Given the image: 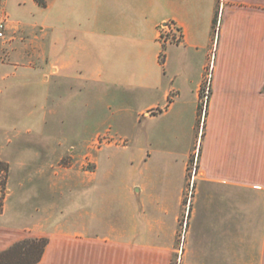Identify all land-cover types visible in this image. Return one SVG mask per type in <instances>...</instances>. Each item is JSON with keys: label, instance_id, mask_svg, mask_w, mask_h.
Instances as JSON below:
<instances>
[{"label": "crops", "instance_id": "0c3cea01", "mask_svg": "<svg viewBox=\"0 0 264 264\" xmlns=\"http://www.w3.org/2000/svg\"><path fill=\"white\" fill-rule=\"evenodd\" d=\"M8 3L40 7L0 0ZM48 7L49 20L33 24L8 15L0 38L4 103L54 101L76 86L83 97L125 106L118 113L140 98L136 126L167 117L168 147L149 149L134 136L132 146L100 142L106 131L87 133L82 157H91L95 170H81L82 177L81 168L61 162L68 149L49 147L54 152L32 167L33 178L12 174L0 156L9 167L0 251L45 236L37 264H170L190 192L181 264H264V0H49L42 8ZM71 11L79 17L69 20ZM167 22L180 42L159 38ZM209 67L206 110L191 151ZM146 134L150 146L156 133ZM105 148L130 150L136 176L117 188L94 177ZM194 155L196 172L186 183ZM25 168L21 162L16 170Z\"/></svg>", "mask_w": 264, "mask_h": 264}, {"label": "rangeland", "instance_id": "374dc122", "mask_svg": "<svg viewBox=\"0 0 264 264\" xmlns=\"http://www.w3.org/2000/svg\"><path fill=\"white\" fill-rule=\"evenodd\" d=\"M49 2V0H47ZM0 10H4L11 21H23L24 23L33 24L35 21H40L43 17L50 18V9L42 7H32L29 3H26L21 8H17L16 5L12 3L0 4ZM60 13H65L64 11H59ZM79 11H71L69 20H73L79 17ZM65 17V16H64ZM62 25L59 22V28ZM50 30L46 32L45 43H49ZM1 42V39H0ZM167 45V44H166ZM165 49V48H164ZM1 60H5V58ZM1 76V75H0ZM5 81V80H4ZM3 80L0 77V88L2 87ZM77 87V86H76ZM70 89L69 91H61L60 97L55 98L54 101L48 100V102H27L9 104L4 103L2 99V93L0 92V156L2 158L8 159L9 164L12 167V174L20 173L28 178H33L36 175L35 170L32 168L36 165H42L45 161L50 158L49 147H57V149H63L65 152L64 158L61 162H71L75 167H79L81 170L92 172L95 169V162L90 157H82V135L87 133L92 134L94 132H105L103 133L99 141L114 142L118 144H126L127 146H132L130 142L131 136H134V140L139 138L144 145H147L150 149L151 146L155 148H160L161 150L168 147V139L163 140V122L167 120V117H162L159 115L155 120L146 123V121L137 124L136 117L140 109L144 105V101L140 98L131 100L128 103V110L125 112L118 113L119 109L124 110L125 106L122 104L115 103L108 97L102 99L98 103L95 98H87L82 96V91L78 88ZM1 90V89H0ZM110 103V107L107 106ZM122 106V107H121ZM200 106V105H199ZM200 108L198 110L197 118L193 122V128L190 131V144L188 150H194L196 143V137L198 135L199 128V114ZM201 118V122H202ZM150 126V127H149ZM147 129L149 131H154L156 135L154 139L148 144L147 142ZM31 131V132H28ZM117 132L126 138L120 137H110L112 133ZM40 133L42 134L40 136ZM151 135V134H150ZM201 135V133H200ZM130 136V138H129ZM136 136V137H135ZM201 137V136H200ZM133 138V137H132ZM52 139V141H51ZM130 142V143H129ZM199 141L197 142V154L199 149ZM176 150H182V144L173 145ZM171 147V146H170ZM71 148L73 152L70 154ZM95 149L91 150V156H94ZM130 150H123L119 148H105L100 155L99 169L96 171L94 177L98 179H106L109 181L107 184L110 186L118 187L119 183L122 181L129 182L132 177L136 175L133 174L132 167L130 166ZM35 153H38L35 157ZM114 153V154H113ZM25 163L27 168L24 170H16L19 165ZM162 165V164H161ZM197 166V156H193L192 161L188 167V175L186 183L189 182V176L192 177V171L195 167L196 172ZM19 174V175H20ZM76 174V173H75ZM75 177L77 176L74 175ZM91 173L86 174L85 177H91ZM3 177V172H1L0 178ZM78 177H82V172ZM21 178V177H20ZM7 182L8 176L6 178L5 188H0V203L3 205L7 200ZM193 183V180H192ZM187 185V184H186ZM192 186V184H191ZM39 188H42L39 187ZM192 187H190L191 189ZM190 192L187 193L183 201V212L179 218V227L177 233V247L175 253L171 258L170 264H176L178 258L181 256L183 249L184 233L187 222L188 208L190 203ZM29 195H27V198ZM12 203V200L8 202V205ZM0 205V210L2 206ZM9 220V216L5 218ZM12 243V242H11ZM181 264V261L179 262Z\"/></svg>", "mask_w": 264, "mask_h": 264}, {"label": "trees", "instance_id": "16d2710c", "mask_svg": "<svg viewBox=\"0 0 264 264\" xmlns=\"http://www.w3.org/2000/svg\"><path fill=\"white\" fill-rule=\"evenodd\" d=\"M35 2L40 7H46L47 5V0H35ZM200 125L201 118H199ZM8 170V164L0 160V175L3 172V177L0 178L1 189L5 188ZM47 243L48 238L45 236L17 239L0 251V264H37L43 255Z\"/></svg>", "mask_w": 264, "mask_h": 264}, {"label": "built area", "instance_id": "2783aa9c", "mask_svg": "<svg viewBox=\"0 0 264 264\" xmlns=\"http://www.w3.org/2000/svg\"><path fill=\"white\" fill-rule=\"evenodd\" d=\"M7 22H8V14L4 10H0V38H3L5 36ZM159 38L164 44H168L171 42H180L181 33L178 31V29L175 27L173 23L167 22L161 25L160 30H159ZM210 76H211V73H210V67H209L208 72H207L206 81H205V87L203 89V95L201 98L200 116L202 119L204 118L206 105H207V99L209 95ZM192 174L193 175L195 174V167L193 168ZM179 262H180V257L178 258V261L176 264H179Z\"/></svg>", "mask_w": 264, "mask_h": 264}]
</instances>
